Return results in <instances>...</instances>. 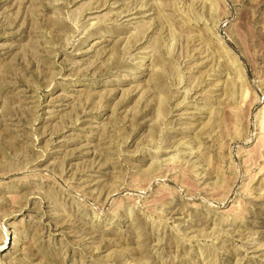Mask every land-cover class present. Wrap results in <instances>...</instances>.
I'll use <instances>...</instances> for the list:
<instances>
[{
	"label": "rangeland",
	"instance_id": "1",
	"mask_svg": "<svg viewBox=\"0 0 264 264\" xmlns=\"http://www.w3.org/2000/svg\"><path fill=\"white\" fill-rule=\"evenodd\" d=\"M0 264H264V0H0Z\"/></svg>",
	"mask_w": 264,
	"mask_h": 264
}]
</instances>
